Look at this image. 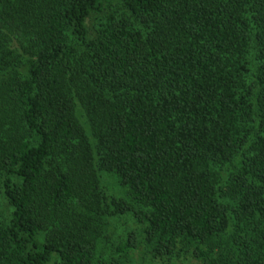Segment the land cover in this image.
I'll return each instance as SVG.
<instances>
[{"label":"trees","instance_id":"16d2710c","mask_svg":"<svg viewBox=\"0 0 264 264\" xmlns=\"http://www.w3.org/2000/svg\"><path fill=\"white\" fill-rule=\"evenodd\" d=\"M0 264H264V0H0Z\"/></svg>","mask_w":264,"mask_h":264}]
</instances>
